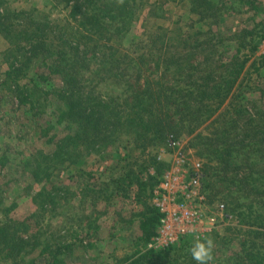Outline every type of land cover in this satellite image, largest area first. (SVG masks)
Here are the masks:
<instances>
[{
  "label": "rangeland",
  "instance_id": "1",
  "mask_svg": "<svg viewBox=\"0 0 264 264\" xmlns=\"http://www.w3.org/2000/svg\"><path fill=\"white\" fill-rule=\"evenodd\" d=\"M113 1L89 0L86 10ZM139 1L143 6L134 20L127 12L133 27L126 38L118 33L119 17L108 19L112 27L105 37L110 38L122 67L128 72L135 69L126 58L128 39L134 36L148 40L154 52H163L161 61L145 58L149 60L143 65L146 73L155 70L156 62L163 68L166 59L174 65L179 54L182 62L176 67H185L192 59L188 49L198 47L199 56L214 45L208 60L213 65L201 66L203 74L211 72L213 78L223 71L222 59H231L238 47L239 60L247 61L242 80L232 84L230 92L235 95L212 100L206 107L203 100L195 102L198 112L193 117L174 111V120L165 123L163 132L155 122L146 125L144 136L136 133L134 124L117 129L114 122L101 135L92 133L72 141L70 161L63 159L54 155L59 140L77 130V125L60 117L68 102L87 107L92 95L110 96L116 104L124 100L121 94L132 95V89H125L111 57L93 58L94 51L108 52L99 35L91 39L82 35L86 28L79 23L85 18L80 13L83 0L70 4L66 0H0V264H44L49 252L59 248L67 264H124L129 256L143 252L147 248L140 239L143 212L151 208V189L177 150L169 147V138L185 148L187 158L201 162L211 185L210 197L224 203L232 216L205 237L215 245L211 264H255L247 258L249 253H257L264 262V39L258 33L264 27V0H196L198 8L194 0ZM73 2L81 8L76 23L70 16ZM123 4L132 6V1L123 0ZM191 8L205 17L200 20ZM99 30L96 27L95 33ZM242 30L251 33L240 35ZM152 31L158 39L147 38ZM237 32L240 36H234ZM196 38L206 40L195 43ZM70 42L86 46L88 55L79 69L69 68L72 73L66 67L73 60ZM254 45L256 50L250 51ZM57 50L65 56L56 59ZM54 61L60 69L51 73L47 67L52 69ZM23 62L29 63L28 68L22 65L15 84L5 71ZM99 68L102 75L97 76ZM35 70L49 80L31 82L23 77L24 72L30 76ZM181 70L182 75L172 78L175 84L194 86L196 92L205 89L206 79L194 83L182 66ZM66 72L75 80L74 87L66 88L71 97L62 90ZM247 176H252L250 186L241 187ZM223 179L235 180L228 184ZM141 186L145 189L139 193ZM252 186L257 193L249 190ZM251 203L253 212H248ZM11 247L16 249L7 255ZM156 263L197 264L187 254Z\"/></svg>",
  "mask_w": 264,
  "mask_h": 264
},
{
  "label": "trees",
  "instance_id": "2",
  "mask_svg": "<svg viewBox=\"0 0 264 264\" xmlns=\"http://www.w3.org/2000/svg\"><path fill=\"white\" fill-rule=\"evenodd\" d=\"M71 0H66V3L70 4ZM89 0H83L81 3L82 10L80 13L85 17L84 22H79L77 20V11H79L80 5H77L73 2V4L70 6V16L74 18V22H79L81 25L86 26L84 33L85 37L91 39L95 35H99V40H102V47L106 49L108 52V55L105 53H99L98 51H94L93 58L98 59L99 56L106 57L109 56L113 59L116 68L120 71V76L123 80V84L127 87V91H129V88L132 89V92L130 94H121L122 97H124L122 102H118L115 104V100H113L110 96H97L94 97L92 95H88V98L90 99V105L85 106L83 108H78V106L72 102H68L67 110L63 112L60 117L67 121V124L74 123L77 125V130H75V133L73 135L64 136L59 140V145L57 149L54 151V155L57 156H63V159L69 160V149L71 142L77 139L82 138H88V136L92 133H96L98 135H101L104 133V131H109L110 124H113L116 122L117 129H125L129 128V123L135 125L136 133L139 134V132H145L146 125L149 124V122H155L159 127H161L162 132L165 131L166 125L165 123L172 122L174 120V111L176 113H180L181 111H184V115H189L188 117H193L195 113L198 112L197 109L194 110V103L200 100H203V107L208 106L207 103L212 104V100L220 99L221 101L227 99L231 95L234 96L235 94H231V89L233 83H237L238 80L240 81L243 78V75L245 74L246 70L245 63L247 61L246 58L243 60H239V49H235L234 53L231 55V59L223 61L220 64V66L223 67V71L220 75H217L216 77L211 78V72H207L206 74H203V70H201L202 63L209 66L208 60L211 59L213 50L210 49V47L216 48L214 45L209 46L207 50H202L203 54L198 56V47H193L191 50L188 49L187 51L191 52L192 59L189 60V63L185 64L184 67L182 64H180L178 67H176L177 62H182L181 60V54L176 56L175 58V64L171 65L168 63V59H166L164 63V67L160 68V65L158 62L155 64V70L153 72L146 73V70L143 69V65L149 63L148 61H145L146 57H152V58H159V61H161V57L163 55V52L160 49H155V52L152 48L149 47L148 40L141 39V36H134L130 39H128V47L126 49V58L129 60L131 64L134 65L135 69L133 72H128V68L121 66V60L119 58H115V54L113 52V46L109 45L110 38H106L105 35L108 34L109 28L112 27V24H108L109 18H117L119 17V24L116 25L118 33L121 35L126 36L129 33L130 27H133V22L131 24V15L127 12L132 13L133 20L134 17L137 15V11L141 8L142 5H140V1L138 0H131L132 6L120 3L119 0H114L111 2H101L100 5H94L90 9L91 11H87L86 9H89L87 6V2ZM196 3V0H194ZM111 3V4H110ZM138 3V4H137ZM75 4V5H74ZM196 7L198 8L199 5L196 3ZM193 10L192 12L197 13L199 15V19L202 20L204 18V14L201 11H197L195 8H191ZM128 19V20H127ZM264 22V21H262ZM96 27H99L100 30L95 33ZM77 31V30H76ZM262 33L260 34L261 39H264V27L261 28ZM78 32V31H77ZM148 36L147 38L149 40L152 39H158L157 35L154 31L147 32ZM251 33L250 30H242L241 34H247ZM94 34V35H93ZM93 35V36H92ZM239 33H235L234 36H240ZM92 36V37H91ZM61 35L59 36V40H61ZM94 40V39H93ZM202 38H196L195 43L200 42ZM252 43V42H250ZM200 45V44H198ZM194 46V45H193ZM86 48V46H83ZM81 45L78 42H70L68 43V50L72 53V62L70 64H66L67 70L69 73H72V71H69V68H72L74 70L79 69V66L83 64V62L87 58V52L83 49ZM229 48V47H228ZM257 48V45L251 46L249 49L250 51H255ZM36 50V49H35ZM34 50V51H35ZM34 53V52H33ZM61 50H57L56 59H60L65 56V53H62ZM156 53V55H155ZM137 54V55H136ZM32 56L27 57V62L30 60ZM64 61V60H63ZM151 61H153L151 59ZM203 61V62H202ZM26 62V61H25ZM106 62H108L106 60ZM106 62H101L102 64ZM62 63V60L59 61V64ZM59 64L56 63V61L53 62V68L47 67V69L50 70L51 73H55L53 71L58 67L57 71L60 69ZM24 66L25 69L28 68L29 63H26L19 65V66H10L5 71V76L9 78H13V82L15 84H18V80L16 77L18 72H21V67ZM213 65L210 63V66ZM181 66L187 71L186 75L190 77L191 80L197 81L201 80L202 82L205 81L204 84V90L202 92H196L194 86H191L189 88H182L178 84H175L173 82L172 78L176 79L177 76H180L184 73V70H181ZM162 69V70H161ZM102 68L98 71H96V75L100 76L102 75ZM108 71V69H106ZM113 70V69H112ZM115 70V69H114ZM68 72L64 74V78L62 77L63 82V91L68 97L72 96V93L68 91V87H74L75 80L70 78L68 75ZM241 75V76H240ZM23 77H28L29 81L31 82H37V81H48L49 77L44 76V74L38 72L35 70L30 76H28V71L23 73ZM202 77V78H201ZM240 84V82L238 83ZM66 86V87H65ZM129 87V88H128ZM130 92V91H129ZM201 94V98L197 99V95ZM237 97H240L241 94H237ZM160 103L163 104V106H160ZM221 103V102H220ZM172 108V112H169V110ZM104 121H107L105 124ZM94 135L97 137V135ZM100 147V145H99ZM60 153H63L60 155ZM161 167H165L166 165L163 162H155ZM205 172L208 176V170L205 169ZM45 173V172H44ZM82 175H79L78 177H81ZM153 176H150V178H153ZM250 177V178H248ZM207 179V178H206ZM205 179V187L207 191H210L211 185L207 182ZM252 179V176H247L243 179L241 182V187L250 186V180ZM235 179L232 180H226L223 179V182L228 184H233ZM157 185L159 183L156 182ZM156 185V186H157ZM140 186V185H139ZM155 188V187H154ZM150 192V197L152 195V190ZM144 187H139L138 191L139 193L141 191H144ZM252 193L255 194L258 192L254 186H252L251 189ZM137 194V196L139 195ZM47 201H51L48 199ZM253 204L251 203L247 208L248 212L251 211ZM149 211L143 212V218L140 222V231L141 236L140 239L144 240L146 243L156 234L157 227L159 224V218L160 214L158 213L157 209L151 204V208L148 209ZM252 227H255V225H252ZM26 238V237H24ZM190 238H184L180 241L179 246L172 245L167 248H163L160 250H154L146 248L143 252L138 251L137 253L129 256L125 261L124 264H157L156 260L159 259L162 262L165 261V259H173L176 260L178 258L183 257L185 254L190 255V258L192 259V256L189 252V249L193 245V242ZM6 243V240H5ZM186 248V249H185ZM16 248H12L10 250H7V255L12 254L13 251ZM61 248L53 250L49 252V255L47 256V260H45L44 264H67L66 259L64 258V254H62ZM183 250H186L185 252H182ZM61 256V257H60ZM249 256V260L254 261L255 264H264L262 260L259 259L257 253H249L247 254V258Z\"/></svg>",
  "mask_w": 264,
  "mask_h": 264
},
{
  "label": "built area",
  "instance_id": "3",
  "mask_svg": "<svg viewBox=\"0 0 264 264\" xmlns=\"http://www.w3.org/2000/svg\"><path fill=\"white\" fill-rule=\"evenodd\" d=\"M169 147L177 150L151 195V204L160 214L156 234L147 242V248L154 250L184 238L204 239L232 217L224 203L210 197L201 162L187 158L185 148L173 138Z\"/></svg>",
  "mask_w": 264,
  "mask_h": 264
},
{
  "label": "clouds",
  "instance_id": "4",
  "mask_svg": "<svg viewBox=\"0 0 264 264\" xmlns=\"http://www.w3.org/2000/svg\"><path fill=\"white\" fill-rule=\"evenodd\" d=\"M119 2L123 3V0H119ZM214 247V241L211 238L196 239L189 252L197 264H211Z\"/></svg>",
  "mask_w": 264,
  "mask_h": 264
}]
</instances>
